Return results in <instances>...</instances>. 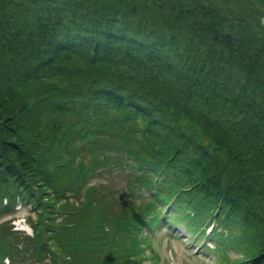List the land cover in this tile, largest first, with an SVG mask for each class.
Here are the masks:
<instances>
[{
  "label": "trees",
  "instance_id": "1",
  "mask_svg": "<svg viewBox=\"0 0 264 264\" xmlns=\"http://www.w3.org/2000/svg\"><path fill=\"white\" fill-rule=\"evenodd\" d=\"M95 1L92 8L82 0H0V43L16 45L20 53L12 64L7 62L13 57L0 56V206L9 200L2 210L18 199L32 204L36 261L50 254L51 264H142L158 225L183 224L198 242L215 225L217 249L206 250L224 255L226 264H264L263 48L251 49L256 61L243 59L238 76L206 57L191 63L187 79L175 77L177 82L169 73L180 68L163 54L174 42L183 46L179 32L186 27L193 51L205 44L214 56L220 44L245 51L253 40L233 27L238 23L253 37L256 32L264 37V8L249 0H223L206 7L204 20H198L191 0L188 5L189 0H152L180 9L170 18L141 19L153 21L160 34L172 33L150 42L141 35L144 24L121 25L123 16L137 12L117 11L116 0H105L101 11ZM146 1L145 11H155ZM76 4L95 16L96 32L104 34L90 45L85 28L69 29L70 19L59 12ZM43 7L57 12L45 16ZM31 14L37 19L31 21ZM168 20L176 27H167ZM137 44L149 48L145 67L137 62L140 55L134 60L124 51L121 57L116 49ZM235 86L242 91L228 88ZM84 148L91 161H77ZM98 150L113 154L108 159L128 172L131 194L142 202L116 210L93 187L90 196L70 201L66 190L77 195L79 183L106 164ZM5 227L0 222V255L15 264L23 248L17 233ZM228 250L239 256L230 257Z\"/></svg>",
  "mask_w": 264,
  "mask_h": 264
},
{
  "label": "rangeland",
  "instance_id": "2",
  "mask_svg": "<svg viewBox=\"0 0 264 264\" xmlns=\"http://www.w3.org/2000/svg\"><path fill=\"white\" fill-rule=\"evenodd\" d=\"M82 3H85L88 7H95V4H92V0H82ZM100 1V2H99ZM99 1H95V3H99L98 5L96 4V6L99 7V9L102 11L103 9L107 8L106 6V2L105 0H99ZM117 2H119L121 5H119L118 3H116V8L117 11H120V9L123 10H133L134 12L137 13H133V17H125L123 16L122 18V22L121 25H126L128 26V28H132V27H141L142 24L145 25V27H147V29L143 30V32L141 33V35L143 36H147V39L150 37L151 41H164L165 39H167L168 37H164V36H168L172 33H170L169 31H163V34H160L159 31L154 30L153 26L151 24H154L153 21H148V22H143L141 19L143 17H145V15H149L151 16H167V17H171L174 15V13H177V11L180 9L179 7H177L175 4L172 5L170 2L167 4L168 6L162 5V6H158L157 5H152L151 1L152 0H148V5L150 7H152V9H155V11L151 10V13H147L145 10L147 9V5H144L143 1L144 0H116ZM186 1V0H185ZM192 6H196V13L195 16L197 18H199L198 20H204V16L206 15V7L207 8H211L212 5L217 6V4H221L223 2V0H191ZM233 3L240 2V0H232ZM252 1L254 3H257L258 6H262V8H264V0H249ZM25 2H27V0H25ZM126 2L129 3H134L133 5H131V7L128 6H123L124 4H126ZM159 3H161V1H158ZM157 2V3H158ZM200 2V4L198 3ZM190 3V0L187 2V5ZM17 7L21 8V6L17 5L16 3H14ZM163 4V1H162ZM186 4V2H185ZM184 4V5H185ZM1 6V4H0ZM11 6V5H10ZM15 6V7H16ZM233 6V5H231ZM65 7V8H64ZM62 7L59 12L64 14V18L70 19L68 24L69 29L70 27L74 28L77 24H78V29H84V33L83 35H86V44L90 45V42L92 41L93 43L95 42V40L93 41L92 39H99V37L102 38V36L104 35L103 33H99L96 32V26L94 24V15H89V14H83L84 12H82V9H78L80 6L78 4L74 5L75 8H71L68 6H64ZM105 7V8H104ZM120 9H119V8ZM127 7V8H126ZM85 9V8H84ZM52 10V12H51ZM51 10H46L44 7L41 8V14L45 15V16H49V15H54L56 14L57 11H55L54 9ZM79 12H78V11ZM85 11V10H84ZM100 11V12H101ZM112 12V11H111ZM205 13V14H204ZM21 15V17H23V12L19 13ZM122 15V14H121ZM84 18H83V17ZM71 17H75L78 21H72ZM217 17V16H216ZM247 17V16H246ZM30 20L33 21L34 19H37L36 15H30ZM42 18V17H40ZM151 18H156L157 17H151ZM39 19V18H38ZM159 20H163L158 18ZM213 21H216L215 19ZM236 23V22H235ZM129 24H132V26H129ZM167 27H176V23H173L171 20H168L166 23ZM173 24V25H171ZM164 25V24H163ZM186 25V24H184ZM262 25V24H261ZM187 26V25H186ZM0 27H4L1 23H0ZM88 28V29H87ZM77 30V29H74ZM234 33L236 34H245L246 39L244 40H248L251 36L253 41L249 40V44L252 45V47L248 48L245 51H241L238 48H232V47H224L223 45H219L220 48L216 49V56L212 55L211 52H214V49H211L212 47H210L211 45L205 44L203 45V47L201 48V50H197L194 49V51L192 49H189V47H187L188 44H190L192 42L191 37H189L190 35H188V28H184L179 32V36H181V43L183 46H180L177 43H170L171 48L167 51V52H163V54L168 58L167 60H169L170 62H173V65H177L178 68H180L179 70H174L173 72L169 73V75L171 76V78H174L173 80L175 82L178 81V78L175 77H181L183 75V77L185 79H187V77L185 76V74L190 73V64H194L197 63V59L199 61V59L201 58H206L208 57L210 60H213V63L216 62H220L223 65V68L226 71H230L232 72L235 76H238L240 74V69H244L245 67H240L242 66V60L244 59L245 61L248 60H252L250 58H255L253 56V50H251L252 48H263V52H264V37H262L261 33H257L256 32V36L253 37L252 33H249V31L247 29H241V27H238V23L237 26L233 27ZM88 31H90V33L88 34ZM210 34H214V32L207 30ZM259 31V29H258ZM23 33H25V31H23ZM159 34V35H158ZM195 34V33H194ZM188 35V36H186ZM178 36V35H177ZM204 36V35H202ZM15 37L18 38H22V35H16ZM72 37L74 40H76V37L74 34H72ZM159 39V40H157ZM100 41H102L100 39ZM149 42V43H150ZM210 37H207L206 43H210ZM260 44V45H259ZM108 45V44H105ZM257 45V46H256ZM18 46H14L12 49H10L9 47H5L4 45H2V43H0V56L3 57L4 59H7L5 57H13L10 61L7 62L8 63H13L14 58L18 57L20 53L17 54L16 48ZM150 47V46H149ZM151 48V47H150ZM116 49L121 50V57H124V51L128 52L129 51V55H132L133 57L129 56L130 58L136 60V56L140 55V58L137 60L138 63L142 64L143 67H145V63L148 60V50L149 48L147 46H140L139 44L135 45H126L123 46L122 48H120L119 46L116 47ZM153 50V49H152ZM177 53H175V51H177ZM224 50H228L230 52V57H226L223 58L222 52ZM15 51V52H14ZM180 52V53H179ZM11 54V55H9ZM9 55V56H8ZM222 55V56H221ZM163 56V55H162ZM249 56V57H248ZM133 60V61H134ZM254 61H256V59H254ZM264 61V60H263ZM200 62V61H199ZM217 63V64H220ZM249 67V66H248ZM251 68V67H250ZM264 68V67H263ZM145 71H147V69H145ZM175 72V73H174ZM180 74H178V73ZM186 72V73H185ZM145 73V72H144ZM175 75V76H174ZM197 76V73L195 74ZM234 76V77H235ZM234 77L231 78L232 82H234L235 84H239V81L237 79H235ZM264 77V75H263ZM186 82V81H185ZM240 87V86H239ZM238 86L235 87H228L230 90L234 91L235 88V92H241L239 90ZM67 130H69L67 128ZM69 139V137H68ZM104 146L106 143H109L108 140H104L102 141ZM78 148L79 147H83V142L82 141H78L75 144ZM89 145V144H86ZM110 146V145H109ZM89 147V146H86ZM104 150V149H103ZM103 150H98V158L106 161L105 165H100L95 171L90 172L87 176V180L83 181L82 183L80 182V189L77 191V195H73L75 193L70 192V190H66V194L70 196V201H81L85 194H88L90 196L92 191H89L92 187L94 188L95 191H93L92 193H95L94 195L96 197L103 195L104 196V200L106 199H111L112 203L115 205V209L116 210H126L129 207V203L131 202H135L140 203L142 202V197L141 198H134L131 194L134 193L132 191V187H131V183L129 182L130 178L128 177L129 174L127 171H123V169H121L120 167H117L118 165H115L113 162L114 160H110L108 159L107 155H113L112 153L109 152H105ZM91 157L92 154L90 153V151L88 150V148H84L83 150V157H81L80 155H78L77 157V161L78 159L81 158V160L83 161H91ZM106 157V159H105ZM127 170V169H126ZM74 189H76L75 187H73ZM72 188V189H73ZM77 190V189H76ZM149 195L148 193H144V197H147ZM134 196L136 197V193L134 194ZM23 202V201H21ZM97 202V201H95ZM4 204H2L0 206V222H4L5 226H8V228H11V222L14 219H20L24 216H27L28 218V223L32 224V220L36 219L37 214L36 211L34 209H32L31 207V203H24L21 207V209H17L15 206L8 208L7 210H2V208L4 206H6V204L8 202H3ZM131 207V206H130ZM129 207V209H130ZM176 228L173 230L168 228L165 225L160 226L156 231L151 233V242H149V247H146V249L144 250L143 254L147 255V258H144V261L142 262V264H161V260L162 259H166V258H171V257H175L180 261V264H226L224 255L219 257L216 256L215 254H213L212 252H207V250H204V248L206 247L205 244H210L211 241L208 242V240H205L203 243L199 244L195 242V239H192L191 237V233H189L185 228V226L183 224H177L175 226ZM7 228V227H5ZM7 228V229H8ZM162 229H167V235L172 237L174 240L180 241L184 243V248L181 249L179 248V246H173V251L172 252H168L167 249L164 250H160L158 246L154 247L153 246V238L155 236V234L157 232H159ZM13 231V230H12ZM17 234V237L19 239V242L16 241V243L23 248L22 253L19 254L17 256L16 259V263L15 264H39V261L35 260V252H33L35 250V245L36 243L34 241H32L30 238V236L26 235L24 232H20V231H14ZM217 242L219 241H214L211 245V247L213 249H216L217 246ZM117 250H120L122 253L123 247H117ZM227 254L230 257H238L239 255L236 254L235 251L233 250H228ZM9 257H2L0 255V264H8V260H10ZM51 260V255L48 254L45 258H44V262L45 263H49V261Z\"/></svg>",
  "mask_w": 264,
  "mask_h": 264
},
{
  "label": "clouds",
  "instance_id": "3",
  "mask_svg": "<svg viewBox=\"0 0 264 264\" xmlns=\"http://www.w3.org/2000/svg\"><path fill=\"white\" fill-rule=\"evenodd\" d=\"M11 228L13 231L24 232L26 235L32 237L34 236V230L32 226L28 223L27 216L20 219H14L11 222ZM179 246V248H184V243L174 240L172 237L167 235V229H162L157 232L153 238V246H158L160 250L167 249L168 252L173 251V246ZM161 264H180V261L174 256L171 258H166L161 260Z\"/></svg>",
  "mask_w": 264,
  "mask_h": 264
}]
</instances>
